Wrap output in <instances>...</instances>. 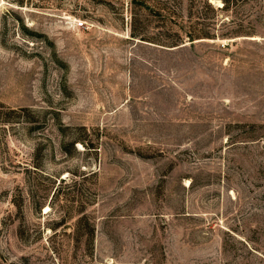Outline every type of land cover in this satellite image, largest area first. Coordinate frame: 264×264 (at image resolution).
<instances>
[{
	"label": "rangeland",
	"instance_id": "obj_1",
	"mask_svg": "<svg viewBox=\"0 0 264 264\" xmlns=\"http://www.w3.org/2000/svg\"><path fill=\"white\" fill-rule=\"evenodd\" d=\"M0 264H264V0H0Z\"/></svg>",
	"mask_w": 264,
	"mask_h": 264
},
{
	"label": "trees",
	"instance_id": "obj_2",
	"mask_svg": "<svg viewBox=\"0 0 264 264\" xmlns=\"http://www.w3.org/2000/svg\"><path fill=\"white\" fill-rule=\"evenodd\" d=\"M132 33H136V32L133 31ZM172 41H174V40H170V42H172ZM81 128L84 129V126L81 127ZM75 141H80V142H81L83 145H85V146L88 144V142H87L84 138H82V137H76V138H74V141H73V142H75ZM54 194H55V191L52 193L51 198L53 197ZM14 202H15V200H14ZM32 202H34V204H35L36 206H38L39 209H40L41 206H42L43 200H34V199H33ZM16 204H17V206H19V202H18V201L16 202ZM49 204H51V200L49 201ZM51 206H52V204H51Z\"/></svg>",
	"mask_w": 264,
	"mask_h": 264
},
{
	"label": "built area",
	"instance_id": "obj_3",
	"mask_svg": "<svg viewBox=\"0 0 264 264\" xmlns=\"http://www.w3.org/2000/svg\"><path fill=\"white\" fill-rule=\"evenodd\" d=\"M79 23H80V24H82V23H83V21H82V20H79Z\"/></svg>",
	"mask_w": 264,
	"mask_h": 264
}]
</instances>
